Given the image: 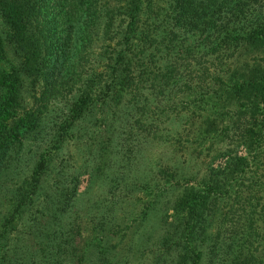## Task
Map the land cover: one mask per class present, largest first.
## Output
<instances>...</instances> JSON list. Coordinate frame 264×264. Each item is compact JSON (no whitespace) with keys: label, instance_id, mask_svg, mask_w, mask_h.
I'll return each mask as SVG.
<instances>
[{"label":"trees","instance_id":"16d2710c","mask_svg":"<svg viewBox=\"0 0 264 264\" xmlns=\"http://www.w3.org/2000/svg\"><path fill=\"white\" fill-rule=\"evenodd\" d=\"M0 264H264V0H0Z\"/></svg>","mask_w":264,"mask_h":264},{"label":"rangeland","instance_id":"374dc122","mask_svg":"<svg viewBox=\"0 0 264 264\" xmlns=\"http://www.w3.org/2000/svg\"><path fill=\"white\" fill-rule=\"evenodd\" d=\"M149 153H150V151H147L145 154L148 155ZM148 159H150V158H148ZM217 163H220V162H217ZM204 166H205V164L202 163L201 164V168H203ZM85 184H86V179H85V177H82V181H81V184H80V190H82L84 188Z\"/></svg>","mask_w":264,"mask_h":264}]
</instances>
